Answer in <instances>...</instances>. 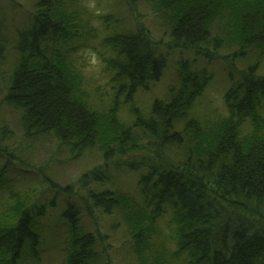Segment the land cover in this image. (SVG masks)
I'll return each instance as SVG.
<instances>
[{"label": "trees", "instance_id": "16d2710c", "mask_svg": "<svg viewBox=\"0 0 264 264\" xmlns=\"http://www.w3.org/2000/svg\"><path fill=\"white\" fill-rule=\"evenodd\" d=\"M115 2L129 18L116 19L103 37L114 85L105 104L91 99L62 50L93 33L78 0H0V180L16 158L9 150L18 148L13 121L21 143L47 137L59 154L100 153L99 164L65 187L44 173L60 190L55 198L65 201V264H112L96 234L100 219L112 230L124 228L136 264H264V119L256 113L264 99V0ZM24 4L28 14L15 19L10 9ZM139 6L158 16L160 38L140 21ZM190 52L225 61L228 117L191 116L213 75L204 66L193 70L197 58L190 64L183 56L163 96L140 111L135 99L154 94L168 76L170 56ZM122 103L130 122L119 117ZM247 120L252 127L245 133ZM123 173L136 177V199L123 195ZM31 196L15 195L0 207V264L38 254L36 221L55 200L46 205ZM164 219L171 233L158 238Z\"/></svg>", "mask_w": 264, "mask_h": 264}, {"label": "rangeland", "instance_id": "374dc122", "mask_svg": "<svg viewBox=\"0 0 264 264\" xmlns=\"http://www.w3.org/2000/svg\"><path fill=\"white\" fill-rule=\"evenodd\" d=\"M78 1L82 19L93 33L81 34L82 38L71 40L62 50L70 65H72V69L83 79L84 89L91 95V99L96 103L100 100L107 104L110 102L109 97L112 95L114 85L111 80V68H108L106 62L111 54L104 44L103 37L110 34L116 19L120 18L121 21L128 23L127 19L129 16L124 14L128 9L125 7L126 9L123 8V10L117 7L115 0ZM24 5L25 8L22 6V9H10L11 15L15 19L22 20L25 13L28 14L26 4ZM110 15L112 17H109ZM137 15L155 37L160 38L164 34L158 16L151 14L148 7L139 6ZM223 52L218 55L223 56ZM182 56L190 64H193L197 58V63L192 68L193 70L204 66L213 75V80L209 87L195 103L191 116L199 122H215L219 119H226L228 112L223 100L224 93L228 87V81L223 70L225 61L217 62L213 60L207 62L202 56L197 57L194 55V52H190L187 55L181 53L171 55L168 62L170 64V68L167 70L168 76L165 73L161 80L162 83L156 87L154 94L140 93L134 104L144 113L149 109L151 102L156 97H162L168 86L174 81L175 64L180 60H184L181 59ZM259 74H264V59L261 62ZM119 100L123 101L121 98ZM256 113L260 118L264 119V99H261ZM119 117L125 122H130L132 116L130 115L129 105L120 104ZM0 119L3 120V117L1 116ZM8 124L9 128L14 131V139L18 148L9 149L10 153L13 152L16 158L13 160V164H9L7 173H4V177L2 176L0 180L1 209L2 206L10 205L14 196L19 194L32 195L33 201L46 203V205L51 202L52 198L55 200V207L46 206L45 216L36 221V230L40 234L38 254L35 256H30L29 254L24 256L19 264H65V252L67 251L69 234L64 220L60 217V213L65 207V201L62 200V195L55 198L60 190L58 189L56 192L49 186L48 181L44 180V173L47 172L48 174H46L53 182H58L65 187V184L75 181L81 173L99 164L101 162L100 153L95 150L94 152H86L82 157H77L69 155L65 150H61L59 154L54 141L49 140L47 137L40 140L36 139L37 141H34L31 145L29 141L21 143V133L16 123L10 121ZM251 124L252 121L247 120L242 130L245 133L250 132ZM135 179L134 175H125L123 173V175L119 176L118 181L119 185L122 186L120 189L123 190V195L131 200L132 196L136 199L137 195L134 189ZM86 219L83 216L82 220L87 223L89 220ZM98 226L99 229L96 234H101L105 240L106 249L111 253L112 264H136L131 255V243L124 228L120 227L116 231L112 230L109 226V221L103 219L99 220ZM157 230L159 231L157 233L158 238L171 233L165 219L158 225ZM167 246L169 250H173L172 243L167 244Z\"/></svg>", "mask_w": 264, "mask_h": 264}, {"label": "bare ground", "instance_id": "6f19581e", "mask_svg": "<svg viewBox=\"0 0 264 264\" xmlns=\"http://www.w3.org/2000/svg\"><path fill=\"white\" fill-rule=\"evenodd\" d=\"M64 223L66 225V228H67V231H68V234L70 235V230L68 229V223L64 220ZM69 235H68V240H69Z\"/></svg>", "mask_w": 264, "mask_h": 264}]
</instances>
